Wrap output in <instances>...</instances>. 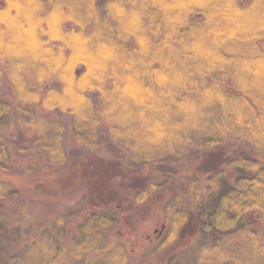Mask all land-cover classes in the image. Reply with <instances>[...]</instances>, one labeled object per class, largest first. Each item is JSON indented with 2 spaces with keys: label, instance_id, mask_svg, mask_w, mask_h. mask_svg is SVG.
Returning a JSON list of instances; mask_svg holds the SVG:
<instances>
[{
  "label": "trees",
  "instance_id": "obj_1",
  "mask_svg": "<svg viewBox=\"0 0 264 264\" xmlns=\"http://www.w3.org/2000/svg\"><path fill=\"white\" fill-rule=\"evenodd\" d=\"M262 40L264 0H0V82L9 94L0 96V131L23 127L22 142L61 167L64 127L46 113L70 114L78 165L93 162L102 130L127 153L98 162L133 176L167 156L220 153L201 177L149 181L133 200L166 190L171 214L156 249L191 239L170 264H264ZM228 140L250 147L227 154ZM8 157L0 142L7 172ZM106 195L93 210L77 200L26 240L16 214L0 220V264H126L125 247L106 231L119 221L113 205L129 195ZM18 197L0 181V202ZM249 213L257 224L243 221Z\"/></svg>",
  "mask_w": 264,
  "mask_h": 264
},
{
  "label": "rangeland",
  "instance_id": "obj_2",
  "mask_svg": "<svg viewBox=\"0 0 264 264\" xmlns=\"http://www.w3.org/2000/svg\"><path fill=\"white\" fill-rule=\"evenodd\" d=\"M261 45L264 46V40L261 41ZM0 96L9 97L2 82ZM46 114L48 117L58 119L64 127L61 146L67 162L61 167H50L42 154L29 149L26 141L22 142L20 136L24 137L21 133L24 132L23 127L21 132L0 131V142L6 144L9 156L5 163L8 172L0 168V181L11 184L19 192L18 198L0 202L1 222L9 223L16 214L14 219L19 223L18 230L25 240L30 239L33 230L47 224L52 217L73 208L77 200L83 198L85 207L93 210L96 208L95 203L100 202L102 194L106 195L110 188L119 189L123 195L129 197L113 205V211L118 215L119 221L106 233L109 238L119 241L125 247L126 264H170L172 258L181 257L183 250L191 243L187 233L182 240H177L161 250L156 249L166 234L165 230L162 231V226L167 223L171 214V211L164 210V203L168 197L166 190L160 192L149 188L147 200L142 203L133 200V191L144 188L147 185L143 184L149 181L161 182L167 177L175 178L174 181L188 175L201 177L207 170L220 163V153L211 154L206 158L201 150L181 158L167 156L159 165L142 169L140 175H127L113 171L110 163L106 164L104 160L98 162L99 157L105 160H112L114 157L120 159L117 155L118 150L127 153L126 148L110 141L100 130V144L92 156L93 162L81 166L77 162L79 149L74 140L72 115L54 111ZM249 147L246 143L228 140L221 150L232 154L237 148ZM255 155L260 156L257 150ZM229 174L227 171L230 178ZM105 177L110 181L106 182ZM20 208L25 209L24 219L17 216L20 214ZM243 219L249 225L259 222L255 213H249Z\"/></svg>",
  "mask_w": 264,
  "mask_h": 264
}]
</instances>
